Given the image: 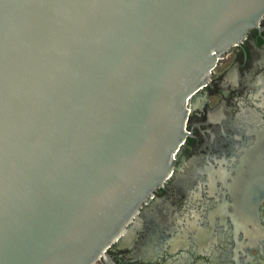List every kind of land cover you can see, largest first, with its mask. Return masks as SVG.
Instances as JSON below:
<instances>
[{"label":"water","instance_id":"obj_1","mask_svg":"<svg viewBox=\"0 0 264 264\" xmlns=\"http://www.w3.org/2000/svg\"><path fill=\"white\" fill-rule=\"evenodd\" d=\"M263 14L264 0H0V264H116L106 250L172 175L192 98ZM250 132L239 153L261 155L248 183L263 196L264 126ZM231 226L246 246L261 233Z\"/></svg>","mask_w":264,"mask_h":264},{"label":"flooded vegetation","instance_id":"obj_2","mask_svg":"<svg viewBox=\"0 0 264 264\" xmlns=\"http://www.w3.org/2000/svg\"><path fill=\"white\" fill-rule=\"evenodd\" d=\"M263 120L264 14L217 61L208 83L192 98L190 134L172 175L128 225L134 226L128 245L119 239L107 248L113 261L264 264V195L248 183L256 173L253 160L261 155L239 153L255 143L249 129L264 126ZM220 167L234 170L221 178ZM234 223L254 224L261 233L246 246L241 232L233 234Z\"/></svg>","mask_w":264,"mask_h":264}]
</instances>
